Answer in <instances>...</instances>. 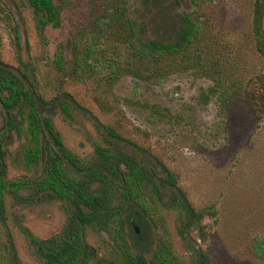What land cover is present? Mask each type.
<instances>
[{"label":"rangeland","instance_id":"rangeland-1","mask_svg":"<svg viewBox=\"0 0 264 264\" xmlns=\"http://www.w3.org/2000/svg\"><path fill=\"white\" fill-rule=\"evenodd\" d=\"M253 2L130 0L127 18L142 27V41H174L187 15L199 27L196 53L166 56L151 75L139 66L135 77L122 72L136 64L129 47L111 35V0H55L61 25L46 27L42 36L25 0H0V61L16 65L12 29L17 27L22 59L35 68L40 90L49 97L58 88L69 92L100 121L115 124L174 171L195 207L215 205V220L204 219L207 236L201 243L211 264H264V116L253 114L243 101L251 78L264 74V57L252 38ZM75 37L81 52L98 57L88 60L91 67L85 66L79 78L53 65L63 47L70 70L67 42ZM221 94L227 96L220 99ZM52 119L70 151L93 157V144L101 143V137L89 120L76 113L67 122L59 112ZM8 144V176H29L19 158L20 141L11 138ZM5 201L18 257L32 264L16 219L35 236L47 238L62 229L65 215L55 201L31 207ZM178 224L177 212L163 206L153 229L176 261L187 259ZM86 240L95 249L89 264H119L124 246L118 238L114 242L87 228Z\"/></svg>","mask_w":264,"mask_h":264},{"label":"trees","instance_id":"trees-1","mask_svg":"<svg viewBox=\"0 0 264 264\" xmlns=\"http://www.w3.org/2000/svg\"><path fill=\"white\" fill-rule=\"evenodd\" d=\"M129 1L111 0L108 11L111 35L116 34V39L129 47L130 61L136 64L131 69L122 68L123 73L140 76L136 70L140 66L151 75L153 66L166 56L196 53L199 27L188 15L183 17L174 41H142L138 37L142 27L127 18ZM25 2L41 36L48 26L60 27V8L55 0ZM251 27L255 50L264 57V0L253 2ZM12 31L16 65L0 61V264H23L8 226L6 198L16 207L55 201L65 215L62 229L47 238L35 236L16 219L15 225L35 260L32 264H89L95 249L86 240L87 228L104 232L114 242L119 239L124 246L119 264H211L210 254L201 243L207 236L204 219L215 220V205L195 207L174 171L115 124L100 121L69 92L58 88L49 97L40 90L35 68L22 59L18 28ZM67 45L73 56L70 70L65 68L63 47L55 54L53 65L57 72L79 78L85 66L91 67L88 60L98 57L81 52L76 37ZM243 101L253 114L264 116V74L251 78ZM57 112L67 122L78 113L100 133L101 143L93 144L92 158H81L66 147L53 123ZM11 138L20 141L19 158L29 176H8ZM163 206L178 214L177 234L187 252L186 260L176 261L153 231Z\"/></svg>","mask_w":264,"mask_h":264}]
</instances>
